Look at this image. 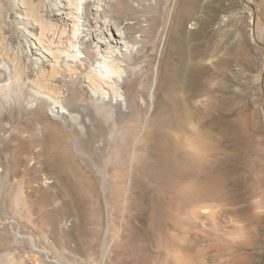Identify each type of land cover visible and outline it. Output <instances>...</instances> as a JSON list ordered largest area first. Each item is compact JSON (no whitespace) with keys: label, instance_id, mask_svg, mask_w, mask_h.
Listing matches in <instances>:
<instances>
[{"label":"rangeland","instance_id":"374dc122","mask_svg":"<svg viewBox=\"0 0 264 264\" xmlns=\"http://www.w3.org/2000/svg\"><path fill=\"white\" fill-rule=\"evenodd\" d=\"M165 1L169 9L172 0H160L158 9L152 7L153 1L139 7L158 22L148 32L149 46L130 64L135 85L131 94L137 100L132 121L140 125L155 116L160 104L156 76L172 46L174 4L167 16ZM215 3L208 27L200 24L204 14L198 11L196 21L186 22L185 30L192 39L189 47L198 52L194 62L206 69L198 77L203 84L195 99L210 105H198L197 126L222 142L220 149L213 150L211 164L214 170L223 168V184L220 195L201 199L199 205L213 210L201 216L205 225L193 223L189 213L193 204L182 209L166 206L180 222L193 226L179 229L177 237L182 241L170 242L181 246L182 264H264V0ZM18 4L0 0V63L8 60L24 68L21 82L14 87L18 103L0 96V264H178L156 241L134 252L141 243L136 242L135 229L153 226L155 218L154 206L149 204L157 186L144 172L151 161L153 137L146 142L143 137L150 130L134 128L135 122L95 107L81 78L62 88L76 92V97L68 99L70 105L89 109L88 115L101 129L85 127L81 132L72 121L52 115L49 101L42 113L27 94L34 71L27 57L32 50L23 32L32 25L18 20L22 9ZM237 39L240 46L235 44ZM217 117L221 121L216 122ZM180 136H188L195 145L204 143L202 137L189 133L180 132ZM120 171L125 185L121 196L112 198L111 187L118 183ZM134 178L150 189L145 200L133 188ZM86 181L94 185V196ZM173 195L165 193L164 199L171 203ZM33 244L57 263L48 262ZM184 245L194 250L187 252Z\"/></svg>","mask_w":264,"mask_h":264},{"label":"bare ground","instance_id":"6f19581e","mask_svg":"<svg viewBox=\"0 0 264 264\" xmlns=\"http://www.w3.org/2000/svg\"><path fill=\"white\" fill-rule=\"evenodd\" d=\"M17 1L19 7L22 8L19 10L20 14H18L21 17L18 20L32 25L31 30L22 31L32 50V54H28L27 57L31 60L34 71L27 94L30 95L29 98L35 100L36 104H39V110L43 113L49 101V110L52 115L58 119L72 121L81 132L85 130V127L93 130L101 129L99 122L88 115L89 109L70 105L68 99L76 97V92L73 89L64 91L62 88L74 78H81L85 84L83 90L86 88L89 90V97L97 104L95 107L100 110L107 109L112 116L114 113L116 116H123L127 122L136 120L132 111L133 103H137V100H133L131 94V90L135 87L131 78L132 72H130L132 70L131 59L136 57V54L138 56L139 52L143 53L146 50L149 43L147 35L158 23L153 15L149 16L146 13V16L144 10H140L139 7L146 1H153L156 4L152 7L158 9L160 0ZM215 2L216 0H172L168 9L169 2L165 1L167 16L174 4L171 28L173 35L170 37L172 46L169 47L170 49L167 47V50L169 49L165 54L167 56L162 60L160 69H157L159 71L156 76L159 81L157 84L162 93L161 99L158 98L160 104L155 107V116L149 122L140 125L136 123L138 121H132L136 124H133L134 128L141 126L147 131L150 130L143 137L145 142L153 137L151 161L144 172L157 186L154 190L155 195L152 197L154 201L152 203L150 200L151 204H149L154 206V225L149 228L135 229L136 240H138L136 242L141 243L134 252L156 241L157 244L162 243L165 254L168 257L172 256L178 264H182L180 261L181 246L178 248L170 240L175 239L176 243L182 241L181 236L177 237L180 233L179 229L193 228V226L190 223L186 225L180 222L177 214L166 206L182 209L180 206L193 204L189 209L190 215L194 217V222H192L195 225L197 222L205 225L201 216L211 215L213 210L211 206L199 205L201 199L220 195V188L223 184V168L214 170L211 164L212 152L216 148L220 149L222 142L208 129L203 131L197 126L198 105L207 107L210 105L208 101L195 99L200 94L197 92L198 88L203 84L199 83L198 77L205 73L206 69L194 62L193 58L198 52L191 48L192 46L189 47L191 37L185 30L186 22L196 21L198 11L204 14L200 24L208 27L211 21L210 12ZM112 9L122 10L120 11L122 13L113 14ZM161 32L159 29V33ZM240 39H237L235 44L238 43L237 45L240 46L238 42ZM238 53L236 51L235 55L238 56ZM23 70L22 65L17 62L11 63L7 60L0 63V96L2 98H12L18 103L14 96V87L21 82ZM57 80L63 84H55ZM41 112L38 113L39 116ZM221 119L217 117L215 120L218 122ZM180 132L202 137L204 143L195 145L192 142L193 139H189L188 136L181 137ZM210 139L217 140L218 144L214 145ZM98 145L101 143L95 144L94 148ZM122 153H127L124 148ZM124 159L127 160V157ZM124 177L123 173L120 174L117 176L118 183L115 186L111 185L112 198H116L117 195L121 196L122 186L125 185L123 179L126 180ZM86 186L91 189V195L94 196V185L86 181ZM133 188L140 190L139 193L143 195V200L146 199L145 194L147 191L149 194L150 190L139 178H134ZM168 192L174 193L171 203L164 199V194ZM182 248L187 252L194 250L189 245H184Z\"/></svg>","mask_w":264,"mask_h":264},{"label":"built area","instance_id":"2783aa9c","mask_svg":"<svg viewBox=\"0 0 264 264\" xmlns=\"http://www.w3.org/2000/svg\"><path fill=\"white\" fill-rule=\"evenodd\" d=\"M33 249L35 251L41 252L44 255V258L48 261V262H55L57 263V260L55 258H52L51 255H49L44 249L42 248H38L35 245H33Z\"/></svg>","mask_w":264,"mask_h":264}]
</instances>
